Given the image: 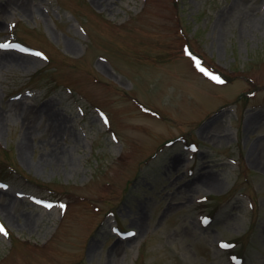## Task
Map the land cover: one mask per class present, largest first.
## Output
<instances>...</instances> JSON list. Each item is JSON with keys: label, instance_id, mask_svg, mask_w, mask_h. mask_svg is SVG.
<instances>
[{"label": "rangeland", "instance_id": "1", "mask_svg": "<svg viewBox=\"0 0 264 264\" xmlns=\"http://www.w3.org/2000/svg\"><path fill=\"white\" fill-rule=\"evenodd\" d=\"M0 45V264H264V0H0Z\"/></svg>", "mask_w": 264, "mask_h": 264}, {"label": "snow or ice", "instance_id": "2", "mask_svg": "<svg viewBox=\"0 0 264 264\" xmlns=\"http://www.w3.org/2000/svg\"><path fill=\"white\" fill-rule=\"evenodd\" d=\"M2 46H4V45H0V47H2ZM37 55H39V54H37ZM213 79H217L216 77H212ZM0 233H3V234H6L5 233V228H4V225L2 224V223H0Z\"/></svg>", "mask_w": 264, "mask_h": 264}, {"label": "trees", "instance_id": "3", "mask_svg": "<svg viewBox=\"0 0 264 264\" xmlns=\"http://www.w3.org/2000/svg\"><path fill=\"white\" fill-rule=\"evenodd\" d=\"M177 17H179V16H177ZM46 58H47V61H49L50 59H49V57L46 55ZM22 176V175H21ZM27 181H31V182H34V181H32L31 179H29V178H27V177H25V176H23ZM35 183V182H34Z\"/></svg>", "mask_w": 264, "mask_h": 264}]
</instances>
